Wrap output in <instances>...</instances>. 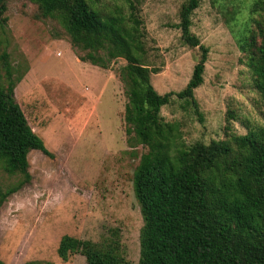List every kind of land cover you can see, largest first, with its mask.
Here are the masks:
<instances>
[{"label":"rangeland","instance_id":"374dc122","mask_svg":"<svg viewBox=\"0 0 264 264\" xmlns=\"http://www.w3.org/2000/svg\"><path fill=\"white\" fill-rule=\"evenodd\" d=\"M130 28L140 21V63L156 69L155 90L179 93L201 59L177 28L186 0H88ZM190 31L209 50L204 83L195 91L199 114L176 96L161 111L169 124L170 156L196 144L264 130V99L251 68L258 47L257 22L264 0H198ZM94 5V6H93ZM91 53L106 68L82 62ZM106 53V52H105ZM104 52L75 50L58 14L44 17L37 3L8 0L0 20V82L13 72L15 99L49 157L28 155L31 180L0 207V261L4 264H88L80 253L64 260V236L105 244L117 240L128 264H140L144 227L134 178L154 155L127 146L124 111L128 98L120 71L127 62ZM78 54V55H77ZM99 54V55H98ZM8 56V57H6ZM4 57H6V62ZM24 181L0 162V192Z\"/></svg>","mask_w":264,"mask_h":264},{"label":"trees","instance_id":"16d2710c","mask_svg":"<svg viewBox=\"0 0 264 264\" xmlns=\"http://www.w3.org/2000/svg\"><path fill=\"white\" fill-rule=\"evenodd\" d=\"M7 1L0 0V20ZM30 1L39 5L44 17L58 14L75 50L102 51L109 59L127 62L120 71L128 98L124 111L126 143L135 151L145 146L154 155L151 163L138 167L134 178L144 217L140 264H264V130L232 135L209 146L196 144L173 157L166 146L169 124L161 111L174 96L199 114L195 91L204 83L209 54L190 31V16L199 1L186 0L177 28L186 45L201 49V59L186 88L165 95L152 85L156 69L142 65L138 58L144 37L139 20L134 18L130 28L121 18L95 9L88 0ZM128 1L134 17L137 7ZM256 39L251 68L255 87L264 99V1ZM78 57L82 62L107 67L91 53ZM8 76L0 82V162L11 174L21 173L24 181L6 194L0 192V207L31 180L28 155L32 150L53 157L16 102L15 86L21 79L15 81L12 71ZM58 253L64 260L80 253L88 264H128L119 242L113 239L100 245L64 236Z\"/></svg>","mask_w":264,"mask_h":264}]
</instances>
